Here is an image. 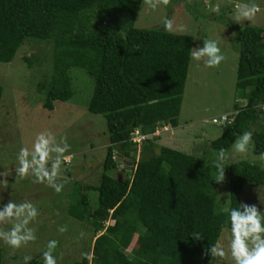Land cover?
<instances>
[{
    "label": "trees",
    "instance_id": "trees-1",
    "mask_svg": "<svg viewBox=\"0 0 264 264\" xmlns=\"http://www.w3.org/2000/svg\"><path fill=\"white\" fill-rule=\"evenodd\" d=\"M141 2L0 0V61H11L27 39L51 44L43 57L52 61L50 80L37 88L47 110L72 97V68L93 78L88 109L105 116L109 145L98 184L79 185L68 208L93 228L92 264H210L206 250L230 228L217 205L215 154L227 152L244 131L253 132V152L264 153V126L252 128L264 119V27L243 24L238 31L236 87L246 103L218 123L221 135L202 154L166 145L155 151L158 127L179 124L193 37L163 26L135 27ZM136 129L145 135L139 145L131 137ZM114 151L118 159L132 158L130 175L108 174L120 163ZM225 166L229 206L239 207L245 184L262 185L264 170L244 160ZM69 264L89 262L82 257Z\"/></svg>",
    "mask_w": 264,
    "mask_h": 264
},
{
    "label": "rangeland",
    "instance_id": "rangeland-1",
    "mask_svg": "<svg viewBox=\"0 0 264 264\" xmlns=\"http://www.w3.org/2000/svg\"><path fill=\"white\" fill-rule=\"evenodd\" d=\"M238 3H255L259 11L251 21H243L241 25L234 18V7ZM165 17L173 18L176 24L184 25L185 30L177 33L191 35L193 48L202 47L203 40L211 38L218 42L225 56V60L214 68L204 66L202 61L190 59L178 117L179 124L176 127H158L153 134L158 145L154 148L155 151L159 150L160 145H166L186 153L202 154V149L208 148L209 143L221 135L222 127L218 123L226 115L235 112L236 104L246 103L236 87L238 31L243 24L264 27V0H170L167 6L160 5L156 10L141 2L134 26H163ZM44 42L47 41L27 39L17 49L11 61H0V172L9 173L7 177L0 176V180L7 179L8 182L7 186L0 185V207L10 199L17 203L30 201L39 212L36 219L29 224L35 230V241L13 249L0 240L2 264H23L24 256L32 258L29 264H33L35 260L43 262V252L50 240L58 241L53 253L57 264H69L80 260L83 257L81 253L91 252L95 238L92 226L71 216L68 208L74 201L79 185L99 182L109 145L107 121L103 114L92 113L88 109L94 81L82 68L70 70L74 91L72 97L67 101H55L53 110L43 107L45 97L38 91V83L50 80L52 64L50 56L43 59L51 46ZM262 108L264 111V105ZM215 118L216 123L212 122ZM263 126L264 119L261 117L252 128L259 129ZM46 130L52 131L57 141L66 136L71 146L65 153L70 160L61 167L62 177L69 182L59 193L46 184L35 183L32 176L19 179L15 174L20 148L28 147L31 150L35 136ZM137 148L136 157L139 156V146ZM252 148L250 146L246 153L241 154L231 147L227 151L225 165L244 160L264 170V162L257 158L259 154H255ZM114 153L118 159L119 153ZM118 162V168L108 171V174L122 177L132 173L131 157L118 159ZM88 193L96 201L97 192L90 190ZM216 196L219 210L225 206L226 201L230 205L228 181L218 186ZM241 203L255 205L264 215V183L256 185L247 182ZM62 226H66L67 231L61 233L59 228ZM0 227L8 229L11 224ZM81 233H84L82 238ZM229 235L230 228H223L217 242L226 252ZM210 264L234 262L229 254L222 260L212 258Z\"/></svg>",
    "mask_w": 264,
    "mask_h": 264
},
{
    "label": "clouds",
    "instance_id": "clouds-1",
    "mask_svg": "<svg viewBox=\"0 0 264 264\" xmlns=\"http://www.w3.org/2000/svg\"><path fill=\"white\" fill-rule=\"evenodd\" d=\"M142 2L152 10H156L160 5L167 6L170 0H142ZM258 11L259 8L255 3H238L234 7L235 22L242 25L243 21H251ZM162 24L164 30L169 33L185 30L184 25L176 24L173 18L165 17ZM190 57L192 60L202 61L208 68L218 67L225 60L218 42L211 38H205L202 47L192 48ZM212 122L216 123L217 119L215 118ZM137 134L140 135L138 129L131 133V137ZM250 146L254 147L252 131H244L232 144L233 150L241 154L246 153ZM70 147L66 136H62L57 141L56 136L50 130L38 133L31 150L28 147L20 148L16 158L18 162L15 167L16 177L23 179L32 176L35 183L46 184L55 192H61L64 185L69 182L67 178L62 177L61 167L70 160V157L65 155ZM227 158L226 149L221 148L216 152L215 159L212 161L216 170L213 181L217 184L225 181ZM257 158L264 162V153H260ZM0 176L7 177L9 173L8 171L0 172ZM7 184V179L0 180V185L7 186ZM220 212L227 215L230 224L227 252L221 245L212 244L205 254L210 252L213 259L221 260L230 254L234 264H264V215L255 205L241 203L239 207H230L227 201ZM38 215V209L32 202L17 203L10 199L0 207V225L11 224L8 229L0 227V240L13 249L35 241V230L29 227V224ZM59 231L61 233L67 231L66 226L60 227ZM83 236L84 233H81V238ZM192 236L196 240L202 238L198 232H194ZM57 245V240H50L47 243L46 250L43 252V264H57V259L53 254ZM81 255L88 260L89 264H92L93 253L85 252ZM31 259L30 256H24L23 264H29Z\"/></svg>",
    "mask_w": 264,
    "mask_h": 264
},
{
    "label": "built area",
    "instance_id": "built-area-1",
    "mask_svg": "<svg viewBox=\"0 0 264 264\" xmlns=\"http://www.w3.org/2000/svg\"><path fill=\"white\" fill-rule=\"evenodd\" d=\"M137 137V138H136ZM134 136L133 138H132V140L133 141H137V142H140L141 140H142V138H144L145 136L144 135H138L137 134V136Z\"/></svg>",
    "mask_w": 264,
    "mask_h": 264
}]
</instances>
